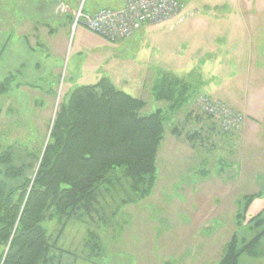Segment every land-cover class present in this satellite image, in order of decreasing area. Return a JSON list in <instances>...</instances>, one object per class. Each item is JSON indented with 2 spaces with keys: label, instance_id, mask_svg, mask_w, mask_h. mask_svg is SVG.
<instances>
[{
  "label": "rangeland",
  "instance_id": "1",
  "mask_svg": "<svg viewBox=\"0 0 264 264\" xmlns=\"http://www.w3.org/2000/svg\"><path fill=\"white\" fill-rule=\"evenodd\" d=\"M239 2L188 0L178 17L160 25H144L132 37L116 43L78 26L67 34L58 32L52 39L38 34L39 46L23 50L22 81L39 90L22 89L16 86L21 82L14 80L0 96V151L13 146L18 154L24 149L38 153L48 140L59 104L74 89L94 85L102 78L142 100L145 107L140 116L160 110L165 119L157 179L150 196L122 205L124 191L102 190L95 212L66 224L49 264H219L234 234L250 241L261 230L250 221L264 208V157L256 152L257 147L243 149L242 144H231L219 120L207 116L201 107L200 100L206 96L173 112L167 102L155 99L150 86L161 71L183 78V62L192 60L205 67L201 70L192 64L196 74L191 77L198 79L203 91L211 89L214 50L229 47L226 35L216 31L228 32L240 24V18L234 16ZM241 2L246 6L245 0ZM250 2V9L264 10V0ZM119 3L97 0L96 4L110 8ZM2 4L0 0L1 15ZM0 26L1 84L13 62L3 52L2 16ZM198 70L203 71L202 78ZM202 82L206 90L200 86ZM174 128L178 136L172 133ZM193 134H197L195 140H188ZM254 195L258 196L238 221L237 212H243L246 197ZM43 226L55 242L61 226L57 221H46ZM259 252L258 257L242 255L239 264H264V237Z\"/></svg>",
  "mask_w": 264,
  "mask_h": 264
},
{
  "label": "trees",
  "instance_id": "2",
  "mask_svg": "<svg viewBox=\"0 0 264 264\" xmlns=\"http://www.w3.org/2000/svg\"><path fill=\"white\" fill-rule=\"evenodd\" d=\"M7 91L8 82L1 83L0 96ZM188 91L182 79L165 75L153 95L176 112L187 102ZM144 107L142 100L102 78L74 89L59 104L38 153L24 149L18 154L13 146L0 151V264H49L66 224L95 212L102 190L120 188L126 196L122 205L150 196L165 119L160 110L140 116ZM172 133L179 135L177 128ZM196 137L187 136L191 141ZM257 196L246 197L238 221ZM263 213L264 208L250 219L261 230L250 241L234 234L219 264H239L242 255H260ZM46 221L61 226L55 242L43 226Z\"/></svg>",
  "mask_w": 264,
  "mask_h": 264
},
{
  "label": "crops",
  "instance_id": "3",
  "mask_svg": "<svg viewBox=\"0 0 264 264\" xmlns=\"http://www.w3.org/2000/svg\"><path fill=\"white\" fill-rule=\"evenodd\" d=\"M2 1L3 15L0 16L3 18L5 34L3 52H7V60L10 55L13 62L10 63V70L6 71L5 82H8L9 89L14 80H19L21 83H17V87L35 89V91L39 90L38 86L22 81L26 65L22 52L25 48L33 50L32 46H39L38 34H48L49 39L58 32L67 34L74 28V16L79 10L83 14L94 15L102 9L120 10L124 6L123 0H120L118 6L114 5L110 8L99 7L96 4L97 0ZM245 1L246 6L238 0L239 10L234 15L240 18V24H236L228 32L216 31L219 35H226L229 47L223 48L222 51L220 48L214 50L217 57L212 70L214 81L212 88L207 89V92L203 91L198 87V79L191 77V74L196 72L192 64H196L201 70L203 66L205 67V64L201 65L197 61L183 62V78H178L182 79L189 88L186 103L192 104L199 96H206L243 114L245 120L240 128L225 135L231 144H242L243 149L247 145L254 144L257 147L256 152L264 157V10L250 9L252 3L250 0ZM29 38L32 45L29 43ZM220 56L224 58L221 59ZM35 66L38 67L39 63L35 62ZM187 67L191 68L186 70ZM201 70L198 72L200 73ZM165 72L161 71V75L156 80L153 79L154 85H150L152 90L163 76H176L174 73ZM210 72L211 69L208 68L206 73ZM202 73L203 71L200 73V78ZM200 86L206 90L205 83L202 82Z\"/></svg>",
  "mask_w": 264,
  "mask_h": 264
},
{
  "label": "built area",
  "instance_id": "4",
  "mask_svg": "<svg viewBox=\"0 0 264 264\" xmlns=\"http://www.w3.org/2000/svg\"><path fill=\"white\" fill-rule=\"evenodd\" d=\"M120 10L102 9L94 15L79 10L74 16L73 27L82 26L110 43L132 37L144 25H160L180 15L188 0H123ZM201 107L209 117L216 118L225 132L240 128L245 116L224 103L201 98Z\"/></svg>",
  "mask_w": 264,
  "mask_h": 264
},
{
  "label": "water",
  "instance_id": "5",
  "mask_svg": "<svg viewBox=\"0 0 264 264\" xmlns=\"http://www.w3.org/2000/svg\"><path fill=\"white\" fill-rule=\"evenodd\" d=\"M52 125V124H51Z\"/></svg>",
  "mask_w": 264,
  "mask_h": 264
}]
</instances>
